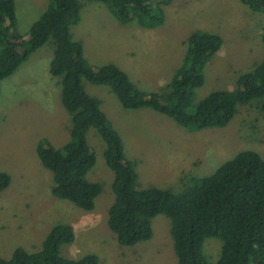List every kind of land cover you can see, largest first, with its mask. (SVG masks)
I'll use <instances>...</instances> for the list:
<instances>
[{"label": "rangeland", "instance_id": "1", "mask_svg": "<svg viewBox=\"0 0 264 264\" xmlns=\"http://www.w3.org/2000/svg\"><path fill=\"white\" fill-rule=\"evenodd\" d=\"M48 5L49 0H16L18 32L26 37ZM81 5V21L72 34L82 43L86 59L96 67L114 64L146 92L168 91L186 55V43L196 32L218 35L223 44L205 67L195 105L212 92L235 90L239 74L264 61V13L251 11L241 0H173L164 9L165 24L154 31L119 23L101 3L81 0ZM53 56L49 42L1 84L0 172L8 174L11 183L0 192V234L6 222L27 226L29 233L34 231V246L27 248L35 253L54 226L65 224L74 229L75 241L61 247L63 258L94 256L97 264H178L171 220L164 215L152 221L153 239L132 248L120 246L109 230L114 173L104 158L106 144L95 129L87 135L97 161L88 179L103 190L94 210L84 211L53 195V175L41 165L37 144L46 138L61 148L70 140L72 127L60 100V79L50 74ZM83 84L90 96L103 102L98 90L108 87L85 80ZM111 97L113 105L105 114L122 137L126 159L135 166L139 190L154 187L179 194L191 187L192 179L212 176L243 151H255L264 159V100L239 106L225 128L191 132L151 109L126 110ZM16 239L14 243L21 237ZM221 248V240H205L209 262H218ZM0 256L7 254L0 251Z\"/></svg>", "mask_w": 264, "mask_h": 264}, {"label": "trees", "instance_id": "2", "mask_svg": "<svg viewBox=\"0 0 264 264\" xmlns=\"http://www.w3.org/2000/svg\"><path fill=\"white\" fill-rule=\"evenodd\" d=\"M106 6L121 24H137L153 30L165 24V8L173 0H91ZM251 11L264 13V0H241ZM81 0H49L47 9L30 27L25 37L18 32L16 0H0V94L1 84L49 42L54 56L50 74L59 78L60 100L71 116L70 140L56 148L44 138L37 145L41 165L53 175L52 193L84 211H92L102 186L90 182L88 174L96 165L89 146L91 129L106 144L104 158L114 173V204L108 210L107 225L120 246L132 248L154 237L152 221L160 215L171 220L173 248L178 264H212L204 254L205 240L222 241L216 264H264V159L259 153L243 151L226 162L215 174L192 179L191 187L175 194L169 190H139L135 166L124 153L121 135L102 111L98 99L83 85L87 81L105 86L126 110L151 109L179 126L198 132L225 128L239 106L264 100V61L251 72L239 74L237 88L215 91L195 105L196 91L205 83L204 70L222 46L218 35L193 33L187 52L175 71L167 92H146L114 64L93 66L85 57L81 42L74 40L72 28L81 21ZM11 178L0 172V192ZM75 241L74 229L54 226L42 249L30 253L15 249L0 264H97V258H63L62 246Z\"/></svg>", "mask_w": 264, "mask_h": 264}, {"label": "crops", "instance_id": "3", "mask_svg": "<svg viewBox=\"0 0 264 264\" xmlns=\"http://www.w3.org/2000/svg\"><path fill=\"white\" fill-rule=\"evenodd\" d=\"M154 30H156V29L149 30V31H154ZM96 86H98V85H96ZM98 91L100 92V94H99L98 97L103 100V102L100 100L101 109H102V111L104 113L107 114L106 110L110 109V107H111L110 105H113L111 103L112 102V97H111V94L112 93H111V91L108 88L102 89V90H98ZM101 102L103 104H105V108H104L103 104H101ZM114 108H116V107L114 106ZM140 110H142V109H140ZM140 110H138V111H140ZM42 139H44V138H42ZM42 139H40V140H42ZM179 174H182V171L180 173H178V175ZM2 226H4V227H3V232L2 231L1 232L4 233V234L3 235L0 234L1 235V237H0V251H2L3 253H6L7 256H0L1 258L10 259L11 256H12V254L14 253L15 249H17L18 247L19 248H22L21 246L24 247L23 249H25L28 252H30V250H28L29 248H27V247H30L29 245H31V246L33 245V242L31 243V241H32L31 239L33 238L32 236H33L34 231L32 232L31 229H30L31 233H29V231L26 229L27 226H24L23 224H21V225H17L16 224V225H14L12 227L11 226V223L6 222V223H3ZM22 230H24V231H22ZM17 235H19V239L21 237V240L19 242L14 243L15 242L14 239L17 240L16 239L17 238ZM46 236H45V238H46ZM45 238H44V240H45ZM44 240H43V242H44Z\"/></svg>", "mask_w": 264, "mask_h": 264}]
</instances>
